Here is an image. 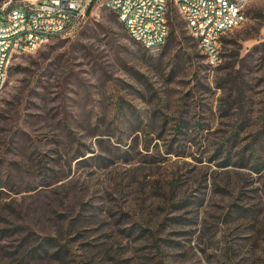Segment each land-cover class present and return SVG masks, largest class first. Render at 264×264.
I'll use <instances>...</instances> for the list:
<instances>
[{
  "label": "rangeland",
  "instance_id": "1",
  "mask_svg": "<svg viewBox=\"0 0 264 264\" xmlns=\"http://www.w3.org/2000/svg\"><path fill=\"white\" fill-rule=\"evenodd\" d=\"M171 14L158 53L96 0L12 58L0 264H264V0L216 65Z\"/></svg>",
  "mask_w": 264,
  "mask_h": 264
},
{
  "label": "built area",
  "instance_id": "2",
  "mask_svg": "<svg viewBox=\"0 0 264 264\" xmlns=\"http://www.w3.org/2000/svg\"><path fill=\"white\" fill-rule=\"evenodd\" d=\"M95 0H0V91L12 58L74 32ZM247 0H106L130 36L158 53L166 45L169 15L176 13L210 65L222 58L223 35L246 20Z\"/></svg>",
  "mask_w": 264,
  "mask_h": 264
},
{
  "label": "trees",
  "instance_id": "3",
  "mask_svg": "<svg viewBox=\"0 0 264 264\" xmlns=\"http://www.w3.org/2000/svg\"><path fill=\"white\" fill-rule=\"evenodd\" d=\"M95 1H96V0H95ZM93 3H94V2H93ZM93 3H92V5H93ZM92 5H91V7L89 8L88 13H90V11H91V9H92ZM116 15H117V17H118V14H117V13H116ZM170 15H171V16H170V17H171L170 19H172V18L174 19L175 16H172V14H170ZM118 18H119V17H118ZM173 19H172V20H173ZM172 20H171V22H172ZM242 160H243V158H242ZM257 163L259 164V162H257ZM255 169H258V168L256 167Z\"/></svg>",
  "mask_w": 264,
  "mask_h": 264
}]
</instances>
